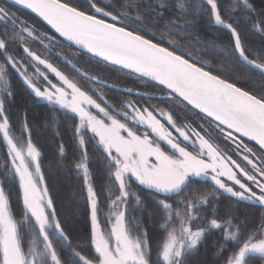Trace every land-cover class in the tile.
Wrapping results in <instances>:
<instances>
[{"label": "snow or ice", "instance_id": "6c2138e0", "mask_svg": "<svg viewBox=\"0 0 264 264\" xmlns=\"http://www.w3.org/2000/svg\"><path fill=\"white\" fill-rule=\"evenodd\" d=\"M85 2L86 7L74 0H0V143L6 149L0 161V264H191L214 230L224 242L217 245L222 264L264 260V214L258 226L249 228L231 210L218 218L219 207L212 203L227 194L237 204L264 208V88L247 90L224 75L227 63H232L243 77L264 79V54L250 58L234 19L247 17L250 29L264 36V7L258 9L253 0H231L229 10L223 11V0H171L176 14L164 25L168 36L157 38L141 27L142 9L152 4L126 0L117 10L103 0ZM168 3L159 0L156 7L163 10ZM193 9V19L207 18L231 37L227 47H214L216 56L207 61L176 45L180 34L190 31L186 24ZM19 10L34 14L47 28L40 32ZM58 37L75 51L57 52ZM29 40L38 42L47 55L34 50ZM197 49L204 52L198 44ZM49 55L75 75L63 71ZM84 56L98 66L92 73L82 64ZM221 63L222 69L213 67ZM109 66L150 83L153 90L139 92L109 83L103 72ZM13 73L53 114L73 120L77 155L70 170L82 182L89 211L86 247L74 244L59 218L42 170V153L26 119L23 138L14 135L6 108L14 96ZM105 89L137 99L114 100ZM153 99L159 104L150 103ZM51 123L57 124L55 116ZM59 157L65 158L62 142ZM98 168L102 188L97 187ZM201 180L212 191L185 198L183 194ZM10 184L17 187L22 202L19 217L6 192ZM134 186L148 193L161 218L162 235L155 241L130 214V208L144 210L145 205Z\"/></svg>", "mask_w": 264, "mask_h": 264}, {"label": "trees", "instance_id": "16d2710c", "mask_svg": "<svg viewBox=\"0 0 264 264\" xmlns=\"http://www.w3.org/2000/svg\"><path fill=\"white\" fill-rule=\"evenodd\" d=\"M75 3L82 5L78 0ZM104 3H112L119 5L126 0H103ZM135 4H152V7L142 9L145 12V22L141 25L148 28L159 38L161 34L165 37L168 33L165 31L164 25L174 18L176 9L171 6V0L162 10L156 7L159 0H131ZM195 2V0H193ZM253 3L259 9L264 7L261 0H253ZM231 0H223L222 10H229ZM161 11L163 14L161 15ZM182 14V13H181ZM196 16L195 10L188 13V23L186 27L190 31L181 33L180 38L176 40L177 47L183 49L192 55H203L204 52L215 54L213 48L222 49L231 43V37L228 32L219 26L210 24L207 18L193 19ZM238 21V27L242 34V39L246 42L250 58L255 59L259 55L264 54V36L252 31L247 23V17H234ZM135 27V25H132ZM175 29H172L175 34ZM199 45L204 52L199 49L194 50L195 45ZM207 50V51H206ZM219 65V64H218ZM216 68L215 66H213ZM220 67V66H217ZM232 72L228 70L224 75L231 76L239 84H242L247 90H260L264 83L259 75H255L251 79L243 77L237 73L236 69ZM217 69V68H216ZM219 70V69H217ZM12 90L14 96L11 102L6 103L10 122L13 131H19L21 123L25 119L30 128L31 138L42 153V170L45 173L46 183L50 189V195L54 200L59 218L67 225L68 232L74 244L87 246L90 236V220L87 202L83 196V185L74 171H71V163L77 155V144L73 135V120L61 113L53 114L50 107L45 102H38L27 86L14 73L11 75ZM53 116L57 119V124L53 126L51 123ZM63 143L65 148V158L61 160L59 157V145ZM6 149L3 143H0V161L5 158ZM91 154V153H90ZM97 187L102 188L100 180L103 179V172L97 169ZM134 191H139L145 200L144 210L138 209V216L142 222V228H146L148 236L155 241L157 237L162 235L160 225L162 223L159 215L155 214V206L146 191L138 186H134ZM212 191V186L205 182L194 183L191 190L186 191L183 196L185 198H195ZM6 192L10 194V204L17 217L20 216L22 202L19 198L17 187L14 184L7 185ZM103 199V197H101ZM174 200L177 198H173ZM214 205H218V218H223L224 214L231 210L233 215L237 216L241 221H247L249 228L256 227L260 224L261 215L264 214V208L253 203L241 202L237 204L227 194H221L218 200H213ZM211 218V217H209ZM219 230L209 232L203 243L199 246L198 251L191 257V264H222L224 256H221L217 245H222ZM229 250L233 245H228ZM225 256L227 253L224 254ZM152 259H156L155 243L152 244ZM251 264H264V260L253 259Z\"/></svg>", "mask_w": 264, "mask_h": 264}, {"label": "flooded vegetation", "instance_id": "af4514ba", "mask_svg": "<svg viewBox=\"0 0 264 264\" xmlns=\"http://www.w3.org/2000/svg\"><path fill=\"white\" fill-rule=\"evenodd\" d=\"M13 10L16 11V9H13ZM19 15L24 17L26 20H28L29 23L38 26L40 32H43L47 28L39 20H37L35 17H33L32 15H30L29 13L23 10H19ZM28 42L31 44L34 50L39 51L42 55H47V53L44 52L42 46L38 42H33L31 40H29ZM68 45H69L68 43L64 42L61 38L58 37L57 43L55 44V49L57 52H60V53L74 52L75 51L74 47L70 48ZM15 52L19 54V57L23 55L21 51H15ZM48 58L51 59L54 64H57L59 67H61V69L65 71L67 74L75 75L69 67L63 64L61 61H59L55 56L49 55ZM84 61H87V63L84 64L83 63ZM82 64L90 73H92L94 69L98 68V66L95 63V60H90L88 56L83 57ZM29 71H31V69H29ZM103 72H104V76L108 79L109 83L116 84L121 89L130 88L133 91H139V92H151L153 90V86L150 83H146L145 81L139 80L135 78L134 76L127 75L124 72H118L111 66L103 69ZM104 91L107 93L109 97H112L114 100L117 98L132 99V100L137 99V97L135 96H124L121 92L114 91V90L105 89ZM150 103L159 104V101L153 99L152 101H150ZM160 106L166 107V105H163V104H161ZM181 115L183 116V114ZM187 115L190 116L193 120L196 119V117L192 113H188ZM246 142L254 146L253 142H250L247 140ZM200 182H203V180H201Z\"/></svg>", "mask_w": 264, "mask_h": 264}, {"label": "rangeland", "instance_id": "374dc122", "mask_svg": "<svg viewBox=\"0 0 264 264\" xmlns=\"http://www.w3.org/2000/svg\"><path fill=\"white\" fill-rule=\"evenodd\" d=\"M80 3H82V6H85L86 7V2H85V0H78ZM207 51V50H206ZM14 54L15 55H17L18 57H19V54L17 53V52H14ZM211 53H208L207 55H193L195 58H197V59H202V60H209V58H212V57H214V56H216V53L215 54H213V55H210ZM213 66H215L217 69H222L223 68V63H221V64H214ZM217 66H220V67H217ZM235 68H233V71H235L234 70ZM227 70L229 71V72H232V63H227ZM261 88H264V83H263V85H261ZM261 88H258V89H261ZM257 92H259V90H256ZM23 124L24 123H21V126H20V129H19V131H13L14 132V135L17 137V138H23L22 136H21V133H22V130H23ZM130 214L131 215H133V216H136V217H138L139 218V216H138V214H139V212H138V208H130Z\"/></svg>", "mask_w": 264, "mask_h": 264}, {"label": "water", "instance_id": "95a60500", "mask_svg": "<svg viewBox=\"0 0 264 264\" xmlns=\"http://www.w3.org/2000/svg\"><path fill=\"white\" fill-rule=\"evenodd\" d=\"M23 11H25V12H27V13H29L30 15H32L33 17H35V15L34 14H31L30 12H28V11H26V10H23ZM37 20H39V18H37V17H35ZM40 21V20H39ZM42 24H44L42 21H40ZM45 25V24H44ZM46 26V25H45ZM47 27V26H46ZM64 42H66V43H68L69 44V42H67V41H65L63 38H61Z\"/></svg>", "mask_w": 264, "mask_h": 264}]
</instances>
